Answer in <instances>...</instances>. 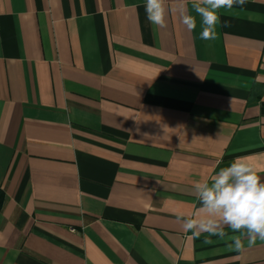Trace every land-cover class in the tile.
<instances>
[{
	"label": "crops",
	"instance_id": "1",
	"mask_svg": "<svg viewBox=\"0 0 264 264\" xmlns=\"http://www.w3.org/2000/svg\"><path fill=\"white\" fill-rule=\"evenodd\" d=\"M145 2L0 0V264H264L177 221L237 157L264 181V0L213 40Z\"/></svg>",
	"mask_w": 264,
	"mask_h": 264
},
{
	"label": "clouds",
	"instance_id": "2",
	"mask_svg": "<svg viewBox=\"0 0 264 264\" xmlns=\"http://www.w3.org/2000/svg\"><path fill=\"white\" fill-rule=\"evenodd\" d=\"M246 2L191 0L195 15L188 11L185 0H177L171 8L167 0H146L144 8L147 20L158 28H166L169 14L177 13L186 29L195 31L199 16V38L213 40L220 23V10H231ZM247 160V157H237L214 171L210 179L193 183L199 207L190 215L177 214V221L186 233H191V238H199L204 233L220 239L227 237L232 241L229 247L238 252L244 249L242 237L245 234L249 245H254L257 239L264 241V181ZM226 228L234 234L228 235ZM205 243H211V240L206 239Z\"/></svg>",
	"mask_w": 264,
	"mask_h": 264
},
{
	"label": "trees",
	"instance_id": "3",
	"mask_svg": "<svg viewBox=\"0 0 264 264\" xmlns=\"http://www.w3.org/2000/svg\"><path fill=\"white\" fill-rule=\"evenodd\" d=\"M1 199H2V195H0V205H1Z\"/></svg>",
	"mask_w": 264,
	"mask_h": 264
}]
</instances>
